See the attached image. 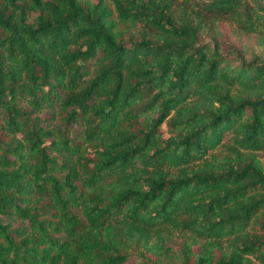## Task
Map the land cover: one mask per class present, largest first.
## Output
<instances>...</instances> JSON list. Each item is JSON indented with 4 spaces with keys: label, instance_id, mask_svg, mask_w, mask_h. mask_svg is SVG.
<instances>
[{
    "label": "trees",
    "instance_id": "16d2710c",
    "mask_svg": "<svg viewBox=\"0 0 264 264\" xmlns=\"http://www.w3.org/2000/svg\"><path fill=\"white\" fill-rule=\"evenodd\" d=\"M259 155L264 0H0V264H264Z\"/></svg>",
    "mask_w": 264,
    "mask_h": 264
},
{
    "label": "rangeland",
    "instance_id": "374dc122",
    "mask_svg": "<svg viewBox=\"0 0 264 264\" xmlns=\"http://www.w3.org/2000/svg\"><path fill=\"white\" fill-rule=\"evenodd\" d=\"M228 27V29H232V27L229 25V26H227ZM203 41H207V38H203ZM229 41L232 43L233 42V40L232 39H229ZM236 48L238 47L239 49H240V47H241V45H238V46H235ZM243 53L245 52V51H242ZM57 113H60V112H58L57 111ZM56 113V114H57ZM46 113L44 112L43 114H42V116H46L45 115ZM160 130H161V133H162V136L163 137H165V126H164V124H162L161 126H160ZM226 137H227V135L225 136V138L224 139H226ZM214 152V151H213ZM258 159H259V161H263L264 159H263V155H259L258 156ZM50 172L52 173V174H55V175H58V173L55 171V169H50ZM136 262H139V259H137V258H131L130 259V263L131 264H134V263H136Z\"/></svg>",
    "mask_w": 264,
    "mask_h": 264
}]
</instances>
